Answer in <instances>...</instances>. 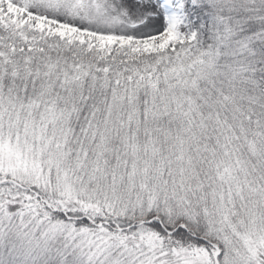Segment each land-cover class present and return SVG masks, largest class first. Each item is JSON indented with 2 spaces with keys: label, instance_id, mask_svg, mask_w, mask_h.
<instances>
[{
  "label": "snow or ice",
  "instance_id": "snow-or-ice-1",
  "mask_svg": "<svg viewBox=\"0 0 264 264\" xmlns=\"http://www.w3.org/2000/svg\"><path fill=\"white\" fill-rule=\"evenodd\" d=\"M0 264H264V0H0Z\"/></svg>",
  "mask_w": 264,
  "mask_h": 264
}]
</instances>
